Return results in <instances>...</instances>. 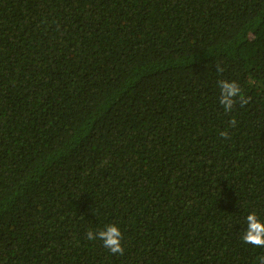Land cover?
Masks as SVG:
<instances>
[{"label": "trees", "instance_id": "1", "mask_svg": "<svg viewBox=\"0 0 264 264\" xmlns=\"http://www.w3.org/2000/svg\"><path fill=\"white\" fill-rule=\"evenodd\" d=\"M252 212L264 0H0V264H259Z\"/></svg>", "mask_w": 264, "mask_h": 264}, {"label": "clouds", "instance_id": "2", "mask_svg": "<svg viewBox=\"0 0 264 264\" xmlns=\"http://www.w3.org/2000/svg\"><path fill=\"white\" fill-rule=\"evenodd\" d=\"M223 68L217 65V71L223 72ZM220 89V104L225 112H232L234 106L239 103L241 106L246 105L249 101L245 97L241 85L235 80L222 79L218 81ZM232 126H235L236 121H231ZM227 131L220 132V136L227 137ZM87 239L99 240L103 242V246L112 254L124 255L123 233L117 224H109L104 229L99 231H88ZM245 244L252 245L256 248H264V220H261L257 213L252 212L246 217V229L242 236ZM259 264H264V256L258 257Z\"/></svg>", "mask_w": 264, "mask_h": 264}]
</instances>
